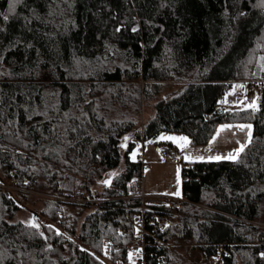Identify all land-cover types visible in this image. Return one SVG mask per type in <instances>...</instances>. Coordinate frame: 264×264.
Listing matches in <instances>:
<instances>
[{"label":"trees","instance_id":"trees-1","mask_svg":"<svg viewBox=\"0 0 264 264\" xmlns=\"http://www.w3.org/2000/svg\"><path fill=\"white\" fill-rule=\"evenodd\" d=\"M252 52L264 54V0H0V264H128L140 241L138 264H264V88L255 109L218 107L233 82L264 80ZM229 122L253 124L241 155L183 163L187 201L142 213L136 141L204 146ZM95 163V204L43 200L40 229L19 218L31 196L3 189L61 198L63 176Z\"/></svg>","mask_w":264,"mask_h":264},{"label":"rangeland","instance_id":"rangeland-1","mask_svg":"<svg viewBox=\"0 0 264 264\" xmlns=\"http://www.w3.org/2000/svg\"><path fill=\"white\" fill-rule=\"evenodd\" d=\"M256 54L252 52L249 57L250 64L256 63L260 71L264 70V54ZM252 81H264L257 79H249L244 81L233 82L225 94V108L230 110L249 108L250 105L257 102L256 94L250 99L243 97L240 92L242 83ZM239 83V84H237ZM174 85L166 84L162 91V95H166L173 91ZM143 120L146 121L155 114L154 101H146L144 103ZM142 120V119H141ZM143 123V121H142ZM251 125V128H241L240 126ZM249 131L251 137H249ZM253 137V124L250 122H235V123H222L218 126L216 132L211 138L210 142L204 146H194L190 138L182 133L164 132L160 135L159 140L164 144H168L174 152L175 157L170 155L166 146L163 144H156L152 142L136 141V146L133 149L131 157L133 160H139V157L145 156V164L142 178H138L131 183L130 191L131 196L137 198L146 197L147 200H156L158 202H165L169 199H180L183 197V163L196 162V161H220V160H233L227 157L236 156L237 152L243 145V150L249 145ZM186 138V139H185ZM236 156V159L241 155ZM221 157V159H216ZM110 179L107 175L104 179L97 180L96 185L93 186L96 197H100L103 191V185ZM176 193H179L178 195ZM39 193H36V196ZM44 195V194H43ZM32 196L28 203L22 205V211L19 213V218L24 222L32 219V212H38L36 209L41 206L44 199ZM47 196V195H44ZM33 200H38L34 202ZM98 206V205H97ZM96 206V207H97ZM93 206V209L96 208ZM142 209V208H141ZM39 213V212H38ZM39 223L49 224L45 219L38 215ZM139 230H141V225ZM264 228V224H263ZM59 233L65 234L69 239V235L63 230L57 228ZM131 254V255H130ZM143 255V250L137 245L129 250L128 264H138L139 259ZM190 260L202 262L201 256L198 254L190 257ZM215 258H209L208 262L203 261V264H213ZM105 264H113L104 260ZM119 264V263H117Z\"/></svg>","mask_w":264,"mask_h":264},{"label":"built area","instance_id":"built-area-1","mask_svg":"<svg viewBox=\"0 0 264 264\" xmlns=\"http://www.w3.org/2000/svg\"><path fill=\"white\" fill-rule=\"evenodd\" d=\"M264 88V81H252V82H244L241 85V92L244 97H251L252 95L256 94L257 92L261 91ZM226 94V92H225ZM225 94H223L218 101V107L219 109L225 108ZM170 155L175 157V154L173 151L170 152ZM139 161L144 165V159L143 156L139 157ZM103 170V166L101 164H90L87 166L86 171L87 175L85 178H80L78 176L72 175V174H65L63 178L60 181V191L62 192L61 198H56L53 196H44L41 194H38L39 196H36V193L28 192V191H19L18 189L14 187H3V189L7 190L10 195L13 197L17 194H22L26 196H36L37 198L60 203V202H66L70 204H95V200L92 199L91 196V190L89 188V182L94 180L96 178V173ZM24 182H27L25 180ZM143 202L142 206V213L147 212V206L149 204L154 203H160L165 204L169 207H176L179 208L182 206L183 203L187 201V197L183 194V197L180 199H169L165 202H158L156 200H147L146 197L141 198ZM94 206V205H93ZM154 222L158 223L159 225L167 226L169 224V221L161 215H157L153 218ZM141 236L144 235V232L140 234ZM139 247L142 249L145 248V244L143 241H140L137 243ZM221 251V248H219ZM213 264H222V261L220 259L215 260Z\"/></svg>","mask_w":264,"mask_h":264},{"label":"snow or ice","instance_id":"snow-or-ice-1","mask_svg":"<svg viewBox=\"0 0 264 264\" xmlns=\"http://www.w3.org/2000/svg\"><path fill=\"white\" fill-rule=\"evenodd\" d=\"M16 3H19V0H11V8H12V10H14V8H15V4ZM5 20H7L8 19V17L7 16H4L3 17ZM250 107H252L253 109H255V104H252V105H250ZM241 128H244V127H247V128H251V125H247V126H240ZM249 137H251V132L249 131ZM125 139H127V138H125ZM186 139V138H185ZM243 148H244V146L242 145L241 146V148L239 149V151L237 152V154H236V156H238L239 155V152H242L243 151ZM236 156H229V157H227L228 159H233V160H235L236 159ZM216 159H221V157H216ZM177 195L179 194V193H176ZM51 227V226H50ZM131 255V254H130ZM262 256H264V253H262L261 254Z\"/></svg>","mask_w":264,"mask_h":264},{"label":"water","instance_id":"water-1","mask_svg":"<svg viewBox=\"0 0 264 264\" xmlns=\"http://www.w3.org/2000/svg\"><path fill=\"white\" fill-rule=\"evenodd\" d=\"M110 185H111V183L107 184V187H109ZM38 215H39L38 212H32V219H31V221H26V223H28L31 226H35L37 229H40L41 228V224L37 220Z\"/></svg>","mask_w":264,"mask_h":264},{"label":"crops","instance_id":"crops-1","mask_svg":"<svg viewBox=\"0 0 264 264\" xmlns=\"http://www.w3.org/2000/svg\"><path fill=\"white\" fill-rule=\"evenodd\" d=\"M237 84H239V83H237ZM240 85V84H239ZM240 92H241V87H240ZM241 94H242V92H241ZM243 95V94H242ZM253 96V95H252ZM244 97V96H243ZM245 98H248V99H250V97H245ZM226 109H228V108H226ZM235 110H240V109H235ZM143 156V159H144V164L146 163L145 162V156L144 155H142ZM131 187V186H130ZM132 197H136V196H132ZM137 198V197H136ZM142 231H143V227H142V229L139 231V234H141L142 233ZM137 246H138V244H136ZM136 245H133V246H131V248H133L134 246H136ZM139 247V246H138ZM130 248V249H131Z\"/></svg>","mask_w":264,"mask_h":264},{"label":"flooded vegetation","instance_id":"flooded-vegetation-1","mask_svg":"<svg viewBox=\"0 0 264 264\" xmlns=\"http://www.w3.org/2000/svg\"><path fill=\"white\" fill-rule=\"evenodd\" d=\"M29 221H31V219H29Z\"/></svg>","mask_w":264,"mask_h":264}]
</instances>
